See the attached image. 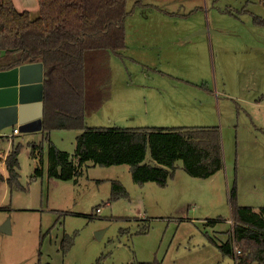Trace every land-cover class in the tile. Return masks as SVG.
I'll list each match as a JSON object with an SVG mask.
<instances>
[{
    "label": "rangeland",
    "instance_id": "374dc122",
    "mask_svg": "<svg viewBox=\"0 0 264 264\" xmlns=\"http://www.w3.org/2000/svg\"><path fill=\"white\" fill-rule=\"evenodd\" d=\"M137 1L127 3L125 48L109 56L110 98L86 117L87 127L216 126L223 168L194 178L177 161L161 187L134 183L128 165L86 163L76 179L62 181L47 176L43 142V172L34 177L39 158L31 153L43 134L7 140L12 128L4 129L0 227L8 221L10 233L0 232V264H236L220 250L232 234L233 209L264 206V50L257 42L245 49L244 38L259 33L244 25L246 10L259 12L261 0ZM183 27L198 29L173 43ZM207 27L233 32L214 35L228 53L220 57L217 40L203 46ZM79 134L53 130L48 139L73 154ZM17 145L18 181L9 187L4 160ZM114 181L126 195L111 200Z\"/></svg>",
    "mask_w": 264,
    "mask_h": 264
},
{
    "label": "trees",
    "instance_id": "16d2710c",
    "mask_svg": "<svg viewBox=\"0 0 264 264\" xmlns=\"http://www.w3.org/2000/svg\"><path fill=\"white\" fill-rule=\"evenodd\" d=\"M39 16L18 12L11 0H0V71L28 63L46 69L43 81L42 142L31 157L38 159L34 177L43 172L42 147L47 142V176L74 180L86 163L109 167L128 165L136 184L154 182L163 187L181 161L191 177L207 179L223 168L219 129L210 128H92L86 117L110 98L108 60L125 47L128 0H37ZM138 0L135 5H139ZM256 25L264 24L255 17ZM53 130L80 131L74 157L48 139ZM20 145L4 160L9 187L18 181ZM150 155L152 163H145ZM38 157V158H37ZM0 179L2 176L0 175ZM111 200L126 195L112 182ZM235 199V191L231 193ZM232 234L220 247L236 264H264V206L234 207ZM237 252V253H236Z\"/></svg>",
    "mask_w": 264,
    "mask_h": 264
},
{
    "label": "water",
    "instance_id": "95a60500",
    "mask_svg": "<svg viewBox=\"0 0 264 264\" xmlns=\"http://www.w3.org/2000/svg\"><path fill=\"white\" fill-rule=\"evenodd\" d=\"M45 72L41 63L0 71V131L13 127L23 134L41 131ZM0 232L10 233L8 221Z\"/></svg>",
    "mask_w": 264,
    "mask_h": 264
},
{
    "label": "crops",
    "instance_id": "0c3cea01",
    "mask_svg": "<svg viewBox=\"0 0 264 264\" xmlns=\"http://www.w3.org/2000/svg\"><path fill=\"white\" fill-rule=\"evenodd\" d=\"M11 2L13 4L14 8L18 12L26 11L28 13H36L39 10V6H38V1L37 0H11ZM159 2H161V0H159ZM259 4H260L259 12H254L257 15H255L254 13L246 10V12H249L250 16H249V21H247V23L244 25L245 30L250 32L254 28H256L257 31L259 32V33L256 32L255 35H253V36H251L250 34H248L247 36H244L245 40L247 41L246 44H245L246 45L245 49H249L250 51L254 50L255 47L253 46V44H256V42L259 45L260 50L261 49L264 50V24H261V25L254 24V18L255 17L259 18L264 23V0L259 1ZM151 5H152L151 3H148L147 6L151 7ZM154 7L158 8V7H161V6L156 5ZM197 29L198 28H193V27H183L181 29H178L176 32H174V36L172 37L171 41L173 43H175V44H177L179 42L183 43V42L187 41L190 38L188 35H190L191 33H193ZM213 29L217 30L218 32L217 31H213ZM206 31H207L206 35H204L203 39L201 40V43H203V46L204 45L206 46L209 43H212L213 40H217L216 36H214L216 34H218V36H219L220 34H228V33H230L232 35V33H233V32L227 31V30H225L223 28L221 29V28H212V27H207ZM256 34L258 35V38H257ZM186 37H188V38H186ZM216 42H217V46H218V51L220 53V57L223 56L225 53H228V51H227L228 48L225 46V44H221V41H218V40ZM103 105L99 108V110H98L99 112H101V110L103 109ZM91 116H92V114L88 116L89 121H90L91 118H93ZM92 120L95 121V119H92ZM87 125H89V124H86V126ZM94 125H95V127H92V128H96L97 124H94ZM211 127H216V126H211ZM154 128H158V127H154ZM173 128H210V127L209 126H201V127L180 126V127H173ZM216 128H218V127H216ZM13 129H14V127L12 128V131H13ZM219 132H220V130H219ZM20 134L21 133L16 134V135H12L11 134V137H8L7 140L9 138L12 139L14 137H17ZM25 135L28 136V138L33 139V138H37V136L40 137L41 131L34 132V133H29V134H25ZM32 141H34V140H32ZM35 143H38V142H35ZM221 145H222V142H221ZM66 153H68V152H66ZM68 154L70 155V160L74 164H77L78 163V159L74 157V151H73V154H70V153H68ZM48 168H49V161L47 162V170H48ZM235 263H236V261H235Z\"/></svg>",
    "mask_w": 264,
    "mask_h": 264
},
{
    "label": "built area",
    "instance_id": "2783aa9c",
    "mask_svg": "<svg viewBox=\"0 0 264 264\" xmlns=\"http://www.w3.org/2000/svg\"><path fill=\"white\" fill-rule=\"evenodd\" d=\"M16 134H19V131H18V128L17 127H14L13 131H12V135H16ZM99 212V209L96 210V213ZM93 217V216H92ZM237 253V252H236Z\"/></svg>",
    "mask_w": 264,
    "mask_h": 264
}]
</instances>
